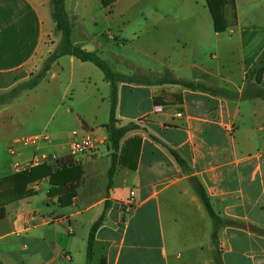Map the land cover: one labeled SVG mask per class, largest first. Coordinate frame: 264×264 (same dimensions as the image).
I'll use <instances>...</instances> for the list:
<instances>
[{"label": "crops", "instance_id": "1", "mask_svg": "<svg viewBox=\"0 0 264 264\" xmlns=\"http://www.w3.org/2000/svg\"><path fill=\"white\" fill-rule=\"evenodd\" d=\"M50 1L0 0L1 79L16 72L30 75L59 45ZM234 2L237 22L226 33H238L241 49H216L213 58L225 55L228 61L218 63L215 72L181 57L174 76L242 92L257 85L252 73L262 67L259 86L264 87V0ZM65 8L73 44L98 55L99 49L115 47L172 48L185 55L203 34L200 14L210 12L206 0H113L109 6L101 0H65ZM171 21L182 25L164 37L161 29H170ZM88 63L70 55L53 63L50 79L65 85L60 97L45 85L46 77L0 105V181L25 172L17 165L38 153L83 170L79 182L53 185L44 176L27 184L30 195L0 196V264H217L213 221L191 177L202 183L215 212L233 221L219 231L223 264H264V99H229L178 84L119 82L116 125L136 128L120 141L117 154L124 162L118 161L108 188L114 153L106 128L111 84ZM190 68L208 80L188 77ZM92 76L94 87L88 86ZM75 81L85 87L66 102ZM15 85L0 83V95ZM156 106L163 111L156 112ZM69 122L72 130L64 128ZM86 129L94 133L96 149L72 158V132ZM43 135L49 139L39 145L21 143L23 137ZM132 190L134 205L127 213ZM103 215L89 256L92 225Z\"/></svg>", "mask_w": 264, "mask_h": 264}, {"label": "trees", "instance_id": "2", "mask_svg": "<svg viewBox=\"0 0 264 264\" xmlns=\"http://www.w3.org/2000/svg\"><path fill=\"white\" fill-rule=\"evenodd\" d=\"M104 6H109L113 0H101ZM207 7L212 15L214 22V29L217 33L226 32L230 27L234 26L237 22L236 5L234 0H206ZM51 16L55 23V33L61 34V40L57 48L46 58V62L43 65L42 70L30 80L21 83L7 92L5 95L0 97V105L15 99L19 94L24 91L35 88L48 74L53 63L64 55L75 56L81 61L92 62L99 67L104 75L105 79L111 84V111L110 121L106 124V128L109 132V140L111 147L114 150L113 163L109 170V184L108 188L111 187L112 179L114 176L116 165L119 162H124L123 157L118 158L117 151L120 148V141L123 136L129 130L135 129V125L129 124L125 127H118L116 125L117 120L115 118V109L117 103V85L119 82H129L136 84H178L184 88L191 89L194 91L208 92L215 96H223L229 99H253L263 98L264 99V87L259 86L262 81L263 68L260 67L253 71V75L256 74L257 85L254 87V91L243 90L242 92L233 91L225 87H215L204 82H195L191 80L181 79L174 76L170 72L161 74L156 80H149L145 75H139L131 77L130 75H124L122 73L112 70L109 64L106 63L97 53L88 51L76 46L71 40L72 24L69 15L65 8V0H51ZM230 7V9H229ZM231 10V12H230ZM231 13V14H230ZM145 74V73H144ZM175 160L178 164L186 171L190 169L187 166L186 161L176 152L171 150ZM83 170L80 165H62L53 170L50 165H39L31 168L29 171L22 172L20 174L13 175L7 179L0 181V196L5 193H15L17 196L30 195L31 191L26 190L28 183L32 182L37 178L44 176H50V181L54 185H64L68 182L77 181L79 182L82 178ZM191 182L197 191L201 201L203 202L206 210L208 211L213 221V242L217 246L216 261L217 264H223L221 258V247L219 240V231L225 226L233 224V221L221 217L215 212L204 186L196 178L191 177ZM4 185H7L4 187ZM72 196V194H71ZM104 215L101 216L93 225L90 231L88 241V254H93V245L95 234L99 227L103 224ZM104 264V260H103Z\"/></svg>", "mask_w": 264, "mask_h": 264}, {"label": "rangeland", "instance_id": "3", "mask_svg": "<svg viewBox=\"0 0 264 264\" xmlns=\"http://www.w3.org/2000/svg\"><path fill=\"white\" fill-rule=\"evenodd\" d=\"M192 1V0H191ZM200 3L204 0H198ZM230 9V7H229ZM208 11V10H206ZM231 12V10H230ZM198 14V12H195ZM231 14V13H230ZM200 15H204L200 18L204 31L203 34H201V39L198 38V40L193 44V46L190 47V49H185L187 52L185 55H181L179 53V49H99V56L106 61L107 64L110 65V67L115 70H120L123 72H127L131 74V77L139 76V75H145L147 79L149 80H156L160 77V74L157 73L159 70L163 71L164 73L170 72L172 73L177 67H180L179 61L180 58L185 57L187 58V63H193L195 62L197 65H204V68L214 72L216 71V68L218 66V63L227 62L228 60L225 58L226 56H222L219 59L213 58L215 54H217L216 49H241L240 48V42L238 33L234 36H229L226 32L225 33H216L214 29V22L213 18L210 12H203ZM182 23L171 21L170 22V29H161V35L164 37L170 35L173 33V30H175V27H180ZM208 29V32H206ZM203 45H205V48H203ZM144 53V54H143ZM145 55V56H143ZM132 60L134 63H139L145 70H143L140 67H137L135 64L131 62H125L122 59ZM47 59L44 60L41 67L32 72L30 75L24 72H16L13 74H10L8 76H5L1 79L0 77V83L5 82L8 84H13V82H16V85H19L21 83H24L28 80H30L32 77H35L43 68L44 63ZM88 65L92 67L95 71H98L102 75V71L97 68L93 63L89 62ZM154 69V72H151V69ZM152 69V70H153ZM53 72V70H52ZM145 73V74H144ZM51 70L48 72L47 76L48 79L47 82H44L45 85H51L53 86L55 90V96L60 97L63 94V90L65 88V85H60L59 78L50 79ZM163 74V73H162ZM188 77H197L199 76L202 80H208L207 76L199 72L196 68H190L189 72H187ZM45 77V78H46ZM94 80L95 78L92 76V81L88 86L94 87ZM15 86H13L11 89H13ZM84 85L78 84L77 81H75L74 85L69 88L67 92V98L66 102H68L69 98L72 95H78L80 93V90L84 89ZM10 89V90H11ZM250 92L254 91L253 86H249ZM1 94L5 95L7 92ZM249 91V90H248ZM65 129L72 130L73 126L71 122L65 124Z\"/></svg>", "mask_w": 264, "mask_h": 264}, {"label": "built area", "instance_id": "4", "mask_svg": "<svg viewBox=\"0 0 264 264\" xmlns=\"http://www.w3.org/2000/svg\"><path fill=\"white\" fill-rule=\"evenodd\" d=\"M154 110L156 112H162L163 108L161 106H156ZM176 115L178 117H183L184 113L182 111H177ZM72 136L73 138L69 145V154L72 158H77L83 155H87L96 149V145H97L96 137L91 130H87V129L83 131L75 130L72 132ZM48 139L49 138L45 135L26 136L21 139V143H23L24 145H39ZM43 164L54 167H59L64 165L60 157L56 155L48 154V153H38L35 154L29 162L17 165V168L22 171H26L33 167ZM135 195H136L135 191L132 190L130 192V199L125 204V211L127 213H130L133 209Z\"/></svg>", "mask_w": 264, "mask_h": 264}]
</instances>
